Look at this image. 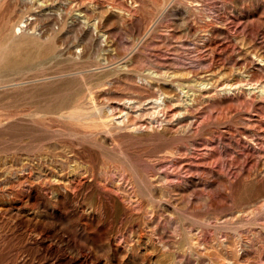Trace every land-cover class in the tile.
Segmentation results:
<instances>
[{
  "label": "rangeland",
  "instance_id": "obj_1",
  "mask_svg": "<svg viewBox=\"0 0 264 264\" xmlns=\"http://www.w3.org/2000/svg\"><path fill=\"white\" fill-rule=\"evenodd\" d=\"M0 264H264V0H0Z\"/></svg>",
  "mask_w": 264,
  "mask_h": 264
}]
</instances>
